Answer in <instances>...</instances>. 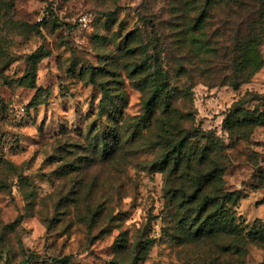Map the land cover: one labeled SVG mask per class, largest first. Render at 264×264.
Segmentation results:
<instances>
[{
  "label": "rangeland",
  "instance_id": "obj_1",
  "mask_svg": "<svg viewBox=\"0 0 264 264\" xmlns=\"http://www.w3.org/2000/svg\"><path fill=\"white\" fill-rule=\"evenodd\" d=\"M183 12L0 0V264H264V65L235 88ZM203 175L241 236H193Z\"/></svg>",
  "mask_w": 264,
  "mask_h": 264
},
{
  "label": "trees",
  "instance_id": "obj_2",
  "mask_svg": "<svg viewBox=\"0 0 264 264\" xmlns=\"http://www.w3.org/2000/svg\"><path fill=\"white\" fill-rule=\"evenodd\" d=\"M182 5L183 32L199 43L200 50L214 55V58L219 53H222L220 57L223 54L231 56L230 60L236 68L227 78L235 88L249 81L263 67L264 0H182ZM208 27L211 32H207ZM224 43L228 45L224 46ZM208 59L211 62L212 58ZM218 170H212L210 175L215 177ZM218 177L222 180V176ZM207 178L203 175L199 178L201 182L197 179L199 186L191 195V201H194L197 193H201V201L195 206L197 214L188 216L189 219L192 217L188 226L195 227L193 236L216 233L241 236V225L234 212V206L240 200L239 192L222 188L207 191L203 187ZM205 212L203 222L197 224ZM253 235L256 240L264 242L263 231L256 230ZM32 261L33 256H29L21 264H31Z\"/></svg>",
  "mask_w": 264,
  "mask_h": 264
}]
</instances>
